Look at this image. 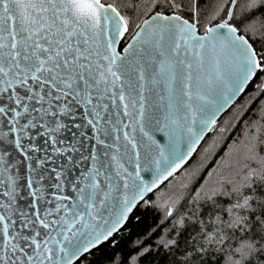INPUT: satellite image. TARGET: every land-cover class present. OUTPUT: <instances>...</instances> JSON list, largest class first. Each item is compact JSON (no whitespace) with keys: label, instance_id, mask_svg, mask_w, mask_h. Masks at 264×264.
I'll return each mask as SVG.
<instances>
[{"label":"snow or ice","instance_id":"snow-or-ice-1","mask_svg":"<svg viewBox=\"0 0 264 264\" xmlns=\"http://www.w3.org/2000/svg\"><path fill=\"white\" fill-rule=\"evenodd\" d=\"M144 15L116 0H0V264H83L115 244L264 73V0H152ZM261 144L264 123L246 145L256 167L197 192L194 211L167 209L180 264L225 252L223 264H264Z\"/></svg>","mask_w":264,"mask_h":264},{"label":"trees","instance_id":"trees-1","mask_svg":"<svg viewBox=\"0 0 264 264\" xmlns=\"http://www.w3.org/2000/svg\"><path fill=\"white\" fill-rule=\"evenodd\" d=\"M116 2L122 11L138 21L141 17L147 18L144 13L152 0ZM205 2L215 4L218 0ZM128 5L131 7L126 8ZM261 77L264 73H258L244 94L219 118L183 169L136 207L123 228L110 239L116 243L102 244L85 257L83 264H133L134 259L136 264H180V249L164 247L167 240L175 238L176 216H169L167 209L171 207L174 213L180 214L194 211L191 202L197 192L202 194L214 182L238 180L247 168L257 166L254 160L244 161V158L249 134L256 133V126L264 123L261 119L264 94L259 91ZM257 151L264 155V144ZM234 199L235 196L231 200L225 195L216 197L224 206ZM224 217L227 218L226 213ZM185 237L186 233H182L181 245ZM144 249L148 251L141 256ZM226 255V252L220 255L218 264H223Z\"/></svg>","mask_w":264,"mask_h":264},{"label":"water","instance_id":"water-1","mask_svg":"<svg viewBox=\"0 0 264 264\" xmlns=\"http://www.w3.org/2000/svg\"><path fill=\"white\" fill-rule=\"evenodd\" d=\"M253 79H254V77H253ZM253 79L245 86V91H246V89L248 88V86L252 83V81H253ZM244 91V92H245ZM244 92L243 93H240V94H238L237 96H235L234 98H233V101H232V103L231 104H226L225 106H224V108L217 114V116H216V122L219 120V118L222 116V115H224L236 102H237V100L244 94ZM213 126L214 125H212V126H210V128H211V130H212V128H213ZM210 130V131H211ZM210 131H206L205 133H204V135H203V137L200 139V142L198 143V144H196L195 145V149L193 150V152H192V155L191 156H189L188 157V159L184 162V164H182L181 165V167L179 168V169H177V171L176 172H174L171 176H169L166 180H163V181H161V183L157 186V188H155V189H153L150 193H146L145 194V198H144V200L147 198V197H149L150 195H152L154 192H156L158 189H160L167 181H169L172 177H174L175 175H177L182 169H183V167L189 162V160L192 158V156L195 154V152L197 151V149H198V147L200 146V144L203 142V140L205 139V137L208 135V133L210 132ZM185 147H186V145H185ZM141 202H138L137 203V206L140 204ZM136 206V207H137ZM136 207L133 209V211L136 209ZM133 211L131 212V213H129V217H130V215L133 213ZM127 222V221H126ZM126 222H125V224H126ZM122 228H123V226H122ZM121 228V229H122ZM120 229V230H121ZM120 230H118L116 233H118ZM116 233H114V235L116 234ZM113 235V236H114ZM111 239V238H110ZM104 243H106V242H103L102 244H104ZM101 244V245H102ZM101 245H99V246H101ZM99 246H97V248L99 247Z\"/></svg>","mask_w":264,"mask_h":264},{"label":"rangeland","instance_id":"rangeland-1","mask_svg":"<svg viewBox=\"0 0 264 264\" xmlns=\"http://www.w3.org/2000/svg\"><path fill=\"white\" fill-rule=\"evenodd\" d=\"M242 157V156H241ZM247 159L246 158H244V161H246Z\"/></svg>","mask_w":264,"mask_h":264}]
</instances>
